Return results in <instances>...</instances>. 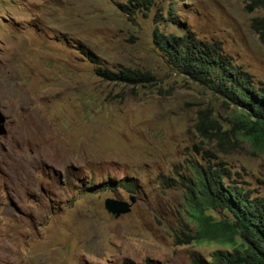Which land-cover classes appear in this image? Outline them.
<instances>
[{
	"label": "rangeland",
	"instance_id": "obj_1",
	"mask_svg": "<svg viewBox=\"0 0 264 264\" xmlns=\"http://www.w3.org/2000/svg\"><path fill=\"white\" fill-rule=\"evenodd\" d=\"M137 2L0 0V264H190L224 251L195 241L193 165L264 197V151L234 106L169 65L152 38L190 35L264 81L251 27L264 13L244 0ZM201 111L230 143L197 130ZM107 198L130 212L114 218Z\"/></svg>",
	"mask_w": 264,
	"mask_h": 264
},
{
	"label": "trees",
	"instance_id": "obj_2",
	"mask_svg": "<svg viewBox=\"0 0 264 264\" xmlns=\"http://www.w3.org/2000/svg\"><path fill=\"white\" fill-rule=\"evenodd\" d=\"M244 1L250 10L259 9L264 13V0ZM150 4L151 0H141V5L137 2L133 8L142 6L148 10ZM252 22L251 27L264 44V16ZM152 38L169 65L234 106L235 121L246 130L244 138L254 148L264 151V81L255 79L233 63L216 45L190 35L175 36L156 29ZM97 72L109 80L143 82L151 79L140 71L126 70L120 75L102 69ZM197 120L196 127L200 133L216 138L220 144L230 143L227 131L220 130L209 112L201 111ZM227 176V171L217 169L216 165L192 166L190 191L194 204L195 241L215 243L224 251L215 252L205 259L193 257L190 264H264V197L254 196L235 183H226L224 178ZM112 183L105 181L99 186L106 187ZM120 183V187L129 192L135 189L131 183ZM205 207L223 212L224 217L215 221L212 215L205 214ZM145 264L158 263L147 261Z\"/></svg>",
	"mask_w": 264,
	"mask_h": 264
},
{
	"label": "water",
	"instance_id": "obj_3",
	"mask_svg": "<svg viewBox=\"0 0 264 264\" xmlns=\"http://www.w3.org/2000/svg\"><path fill=\"white\" fill-rule=\"evenodd\" d=\"M130 202L133 203L134 200L130 199ZM104 209L114 218H118L130 212V204L125 201L107 198L104 200Z\"/></svg>",
	"mask_w": 264,
	"mask_h": 264
}]
</instances>
